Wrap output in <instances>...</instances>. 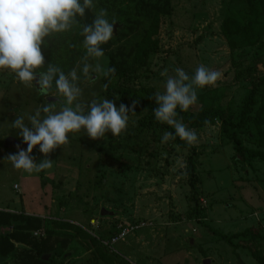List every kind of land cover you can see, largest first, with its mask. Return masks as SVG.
I'll use <instances>...</instances> for the list:
<instances>
[{
    "label": "rangeland",
    "instance_id": "obj_1",
    "mask_svg": "<svg viewBox=\"0 0 264 264\" xmlns=\"http://www.w3.org/2000/svg\"><path fill=\"white\" fill-rule=\"evenodd\" d=\"M156 7L162 10L156 16L160 51L147 66L121 81L123 87L137 93L136 99L143 97L144 86L162 92V71L174 75L180 67L191 75L203 64L223 75L215 86L198 89V99L202 96L207 105L225 108L239 120L249 89L264 78V32L253 42L242 33L232 34L230 40L223 26L230 10L231 15L246 10L247 1L96 0L94 13L106 9L108 18L116 21L102 62L109 66L111 53L134 67L137 44L156 21ZM82 41L79 28L49 38L47 46L42 45L45 64L52 62L67 72L84 54ZM103 84V79L82 82L84 99L96 93L118 107L119 95L107 94ZM117 84L115 78L113 86ZM43 103L54 102L0 71V135H5L0 138V208L42 214L47 223L38 235L72 237L69 247L50 258L54 264H204L207 259L211 264H260L252 251L264 257V161L239 155L218 120L194 129L198 143L191 146L197 150L199 200L206 216L197 221L189 218L195 204L185 174L190 149L162 143L164 131L143 124L149 107L131 115L127 131L119 137L109 132L93 140L83 132L70 134L67 145L48 155L51 169L33 174L14 169L6 157L17 149H5L3 144L9 136L22 138L8 125L18 114ZM199 106L198 100L190 108ZM235 131L245 147L264 150L252 123ZM38 149L37 145L32 152L37 163L45 158ZM103 208L114 214L102 216ZM120 222L146 225L113 248L96 240L107 238L108 224L117 232ZM246 229L257 231L261 238H233L236 248L221 237ZM0 264H19V253L0 259Z\"/></svg>",
    "mask_w": 264,
    "mask_h": 264
},
{
    "label": "clouds",
    "instance_id": "obj_2",
    "mask_svg": "<svg viewBox=\"0 0 264 264\" xmlns=\"http://www.w3.org/2000/svg\"><path fill=\"white\" fill-rule=\"evenodd\" d=\"M95 6L96 0H0V71L11 73L15 82L30 87L38 96L58 98L57 102L39 104L32 111L18 114L8 125L27 145L26 149L17 145V151L6 157L16 170L33 174L51 169L53 161L48 155L67 145L70 134L83 132L93 140L105 138L109 132L119 137L127 131L130 116L136 114L137 101L117 107L96 93L91 99H84L82 82L103 79V89H107L116 72L102 62L103 45L113 38L116 21L110 20L107 10L101 8L91 23H80L86 11ZM74 28H79L83 36L84 54L79 63L67 72L52 62L45 64L42 45L47 46L49 38ZM160 75L164 90L153 94L156 106L152 114L157 122L172 129L163 133L161 142L179 138L195 145L197 132L183 122L179 113L197 103L198 89L215 86L223 74L201 64L191 75L180 67L174 69V75L167 70ZM37 145L45 157L38 163L32 155Z\"/></svg>",
    "mask_w": 264,
    "mask_h": 264
},
{
    "label": "trees",
    "instance_id": "obj_3",
    "mask_svg": "<svg viewBox=\"0 0 264 264\" xmlns=\"http://www.w3.org/2000/svg\"><path fill=\"white\" fill-rule=\"evenodd\" d=\"M246 1L248 5L246 10L238 11L236 15H231V10L230 13H226L223 32L230 40L232 34L242 33L253 42L264 32V0ZM156 8L158 10L155 12V17L162 12V10L159 9L160 7ZM94 15V10L86 11L85 16L80 19V23H91ZM235 17H238V20L235 19ZM158 26V17H156V21L154 20L150 28L145 31L143 40L137 44L133 60L134 67H127L118 61L116 55L110 53L111 60L109 66L114 67L116 72L114 78L108 83V87L105 91L109 95H119V104L123 103L127 106L131 105L133 101H137L134 109L135 113H139L146 109V107H149L148 113L143 119V124L151 129L165 132L172 131V129L166 124L157 122L152 114V110L156 106L152 98L153 94L157 92L156 89L151 86H144L140 90L143 93V97H138L136 99L137 93H132L133 91H129V88H124L121 84L134 75L139 69H143L147 66L150 57L160 51ZM103 47L105 54L108 53L111 47V40L103 45ZM115 78L119 79V84L113 86V80ZM103 82L105 83L104 80ZM130 94H132L131 98L133 99L129 97ZM198 100L200 101L198 109L194 110L190 108L187 112L179 113L183 122L189 128H203L218 120L221 123L222 132L233 142L239 155L244 158L250 157L251 159H261L264 161V150L245 147L242 138H240L235 131L236 129L243 130L252 123L260 135L259 142L261 146L264 147V78L254 82L253 86L249 89L240 112L239 120H234L225 108L207 105L203 102L202 96L199 97ZM170 142L181 148L190 149L185 174L189 177L192 190V197L190 200L195 204L189 211V218L197 221L204 220L206 218L205 209L203 206L200 207L199 196L201 192L197 185L199 182L196 173L197 150L195 147L186 144L179 138ZM46 223L47 220L39 216L0 210V259L9 258L19 253V264H54L50 258L57 253L59 249L69 247L72 243V237H62L51 232L46 235L33 234V232H41V229L46 226ZM242 236L254 240H259L261 238L260 234L253 229H246L232 236L222 234L221 237L226 239L232 246L238 248V244L232 242V239ZM92 238L96 239L93 236ZM108 238L97 237L96 240L101 243V239L104 240ZM49 254L51 255L45 260L43 257ZM252 255L260 264H264V257L257 251H252Z\"/></svg>",
    "mask_w": 264,
    "mask_h": 264
},
{
    "label": "built area",
    "instance_id": "obj_4",
    "mask_svg": "<svg viewBox=\"0 0 264 264\" xmlns=\"http://www.w3.org/2000/svg\"><path fill=\"white\" fill-rule=\"evenodd\" d=\"M19 186L16 185V188H18ZM93 222V221H92ZM98 224L93 225V227L97 226ZM146 225V223H139V224H133V223H123L120 222L117 224V232L113 235H111L108 239H104L103 243L110 246L111 248L114 247L115 244H117L120 241H123L126 239V237L131 234L134 233L136 230H138L139 228H141L142 226Z\"/></svg>",
    "mask_w": 264,
    "mask_h": 264
},
{
    "label": "water",
    "instance_id": "obj_5",
    "mask_svg": "<svg viewBox=\"0 0 264 264\" xmlns=\"http://www.w3.org/2000/svg\"><path fill=\"white\" fill-rule=\"evenodd\" d=\"M47 100L49 102H57L58 98L57 97L48 96ZM17 145H19L20 148H25L26 149V147H27V145L24 144L22 142V140L14 137V136L7 137L5 139V141H4V144H3L5 149H17ZM101 214H102V216H104V215H112L113 212L103 208L101 210ZM204 264H211V260L210 259L205 260Z\"/></svg>",
    "mask_w": 264,
    "mask_h": 264
},
{
    "label": "crops",
    "instance_id": "obj_6",
    "mask_svg": "<svg viewBox=\"0 0 264 264\" xmlns=\"http://www.w3.org/2000/svg\"><path fill=\"white\" fill-rule=\"evenodd\" d=\"M0 210H7V211H11V210H8V209H1L0 208ZM110 211V210H109ZM12 212H15V211H12ZM18 213H21V212H18ZM23 213V212H22ZM24 214H26V215H31V216H39V217H42V218H45L42 214L41 215H34V214H32V213H26V212H24ZM113 214H114V212H113ZM112 214V215H113ZM112 215H107L106 217H109V216H112ZM108 226H110L109 227V229H110V234H108V236H107V238L108 237H110L111 235H113V234H115L116 233V228L114 229V226L111 224V225H109L108 224ZM44 230V228L43 229H41V231H43ZM33 234L35 235V234H37V232H33ZM38 235V234H37ZM20 246V245H19ZM51 254H49V255H45L43 258H48L49 256H50ZM46 258V259H47Z\"/></svg>",
    "mask_w": 264,
    "mask_h": 264
}]
</instances>
